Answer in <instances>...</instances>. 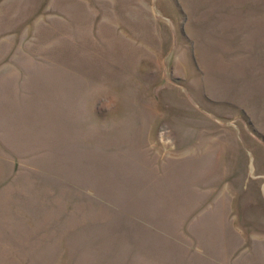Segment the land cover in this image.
I'll return each mask as SVG.
<instances>
[{
	"label": "rangeland",
	"instance_id": "1",
	"mask_svg": "<svg viewBox=\"0 0 264 264\" xmlns=\"http://www.w3.org/2000/svg\"><path fill=\"white\" fill-rule=\"evenodd\" d=\"M0 264H264V0H0Z\"/></svg>",
	"mask_w": 264,
	"mask_h": 264
}]
</instances>
